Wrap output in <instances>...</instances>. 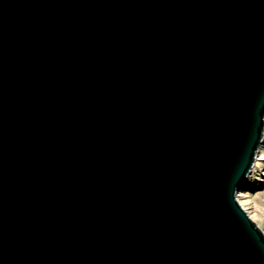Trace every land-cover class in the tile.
<instances>
[{"label": "water", "instance_id": "obj_1", "mask_svg": "<svg viewBox=\"0 0 264 264\" xmlns=\"http://www.w3.org/2000/svg\"><path fill=\"white\" fill-rule=\"evenodd\" d=\"M263 132L264 0H0V264H264Z\"/></svg>", "mask_w": 264, "mask_h": 264}, {"label": "rangeland", "instance_id": "obj_2", "mask_svg": "<svg viewBox=\"0 0 264 264\" xmlns=\"http://www.w3.org/2000/svg\"><path fill=\"white\" fill-rule=\"evenodd\" d=\"M264 156V153L262 154ZM264 158V157H263ZM258 176L253 175L246 184L249 191V204L247 209L261 233H264V163L257 164L254 169Z\"/></svg>", "mask_w": 264, "mask_h": 264}, {"label": "bare ground", "instance_id": "obj_3", "mask_svg": "<svg viewBox=\"0 0 264 264\" xmlns=\"http://www.w3.org/2000/svg\"><path fill=\"white\" fill-rule=\"evenodd\" d=\"M264 153V132L261 139V142L259 144V147L257 149V153L254 159V164L249 171L247 177L238 185L236 192H235V200L239 207L244 211V213L247 215V217L255 224V221L253 217L251 216V213L247 209V205L250 203L249 201V191L246 189V184L248 183V180L253 176H258L256 174V171L254 170L257 167V164H263L264 163V156L262 155ZM257 226V225H256ZM264 235V233H262Z\"/></svg>", "mask_w": 264, "mask_h": 264}]
</instances>
